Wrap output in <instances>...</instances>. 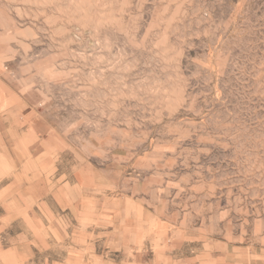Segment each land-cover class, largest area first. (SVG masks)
<instances>
[{
  "label": "rangeland",
  "instance_id": "374dc122",
  "mask_svg": "<svg viewBox=\"0 0 264 264\" xmlns=\"http://www.w3.org/2000/svg\"><path fill=\"white\" fill-rule=\"evenodd\" d=\"M0 35L77 145L120 147L219 239L264 234V0H0Z\"/></svg>",
  "mask_w": 264,
  "mask_h": 264
},
{
  "label": "crops",
  "instance_id": "0c3cea01",
  "mask_svg": "<svg viewBox=\"0 0 264 264\" xmlns=\"http://www.w3.org/2000/svg\"><path fill=\"white\" fill-rule=\"evenodd\" d=\"M7 41L0 35V249L14 257L8 264H264V234L219 239L216 228L191 220L168 180L147 176L120 147L77 145L46 104L40 60Z\"/></svg>",
  "mask_w": 264,
  "mask_h": 264
},
{
  "label": "bare ground",
  "instance_id": "6f19581e",
  "mask_svg": "<svg viewBox=\"0 0 264 264\" xmlns=\"http://www.w3.org/2000/svg\"><path fill=\"white\" fill-rule=\"evenodd\" d=\"M80 10H81V12H84L85 13V15H87V12H89V10H84V8H80ZM90 13V12H89ZM89 15V14H88Z\"/></svg>",
  "mask_w": 264,
  "mask_h": 264
}]
</instances>
